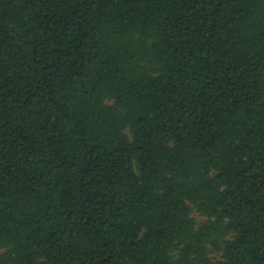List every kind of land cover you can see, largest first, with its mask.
Masks as SVG:
<instances>
[{
  "label": "trees",
  "instance_id": "trees-1",
  "mask_svg": "<svg viewBox=\"0 0 264 264\" xmlns=\"http://www.w3.org/2000/svg\"><path fill=\"white\" fill-rule=\"evenodd\" d=\"M0 264H264V0H0Z\"/></svg>",
  "mask_w": 264,
  "mask_h": 264
}]
</instances>
